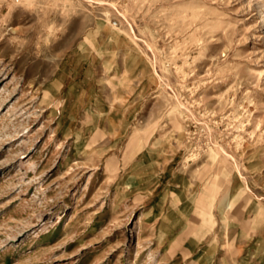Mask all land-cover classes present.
Instances as JSON below:
<instances>
[{
	"label": "rangeland",
	"instance_id": "rangeland-1",
	"mask_svg": "<svg viewBox=\"0 0 264 264\" xmlns=\"http://www.w3.org/2000/svg\"><path fill=\"white\" fill-rule=\"evenodd\" d=\"M0 264H264V0H0Z\"/></svg>",
	"mask_w": 264,
	"mask_h": 264
},
{
	"label": "bare ground",
	"instance_id": "bare-ground-1",
	"mask_svg": "<svg viewBox=\"0 0 264 264\" xmlns=\"http://www.w3.org/2000/svg\"><path fill=\"white\" fill-rule=\"evenodd\" d=\"M208 156H209V155H208ZM212 161H213V160H211V162H212ZM230 192H231V191H230ZM237 196H238V195H237ZM227 197H228V196H227ZM227 202H228V201H227ZM226 206H227V205H226ZM226 223H227V221H226ZM244 227H245V226H244ZM244 231H245V233H246V230H244ZM239 232H240V231H239ZM242 232H243V231H242ZM242 232H241V233H242ZM241 233H240V234H241ZM236 234H238V233L236 232ZM241 237H242V236H241Z\"/></svg>",
	"mask_w": 264,
	"mask_h": 264
}]
</instances>
